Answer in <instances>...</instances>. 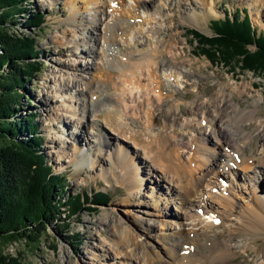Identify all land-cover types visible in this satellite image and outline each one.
Wrapping results in <instances>:
<instances>
[{"label":"bare ground","instance_id":"1","mask_svg":"<svg viewBox=\"0 0 264 264\" xmlns=\"http://www.w3.org/2000/svg\"><path fill=\"white\" fill-rule=\"evenodd\" d=\"M198 1L205 12H216L213 0ZM69 2L74 11L79 10L77 0ZM87 2L82 3L84 11ZM100 6L92 17H78L77 22L73 15L69 21L82 31L88 27L86 32L91 36H85L83 31L71 42L76 50L90 56L83 70L95 68L97 76L82 75L79 68V76L64 82L63 87L50 88L53 97H61V106L70 112L65 117L78 128L70 132L73 140L68 156L77 171L83 166L90 175L98 169L103 179L120 180L131 194L141 190L143 180L154 173L165 183V190L159 191L166 201L164 208L152 205L159 199L152 200L149 210H145L147 215L160 217L143 219L139 214L140 220L134 219L139 226L147 225L149 235L154 222L166 226L162 243L153 245L149 239L140 244L121 222L124 232L118 239L117 255L123 257L119 264H245L234 263V259L246 250V239L233 243V229H228L222 238L219 233L230 216H236V228L244 235L253 237L259 229L264 230V190L260 189L264 180V121L255 115L263 94L254 97V108L241 107L234 97L241 96L246 85L240 87L235 80L220 83L218 92L207 103L197 100L192 114L178 120L174 113L176 108L182 111L179 85L194 71L178 63L174 53L177 39L168 38L162 29L163 7L156 0H102ZM254 6L256 11L262 10L264 0H256ZM108 7L110 11H106ZM161 35L163 38H159ZM87 41L96 46L86 47ZM58 80L64 81L60 77ZM60 91L70 93V99L60 96ZM210 105L214 114L207 116L203 111L196 119V110ZM158 112L163 116L159 124L155 119ZM252 123L261 151L251 157L245 150L253 138L247 130ZM86 124L94 133L86 130L92 138L86 144L89 150L83 154L77 143L78 133L85 130ZM62 143L58 141V145ZM60 152L65 153L63 149ZM239 196L245 204L235 200ZM175 199L172 209L168 203ZM179 210L184 211L183 218L190 221V226L180 220ZM131 240L135 241L130 243ZM107 263L114 264L109 260ZM251 264H264V247Z\"/></svg>","mask_w":264,"mask_h":264},{"label":"rangeland","instance_id":"2","mask_svg":"<svg viewBox=\"0 0 264 264\" xmlns=\"http://www.w3.org/2000/svg\"><path fill=\"white\" fill-rule=\"evenodd\" d=\"M79 1L77 0V4L79 5L78 11H74L71 8L69 0L28 1L29 9L42 12L45 16V22L41 29L25 28L24 19L18 17L19 19L16 22L19 25L15 24L16 28L27 34L31 33L36 37V48L39 49L38 56L40 57L42 67L39 73L24 83V97L20 100V106L17 107L18 112L15 119H23V122H25L30 115L33 116V122L37 125L36 132H38V136L40 137L39 148L41 149V153L47 160V165L52 167L54 174L65 175L66 181L63 190L66 195L70 194L73 196L83 191L105 190L111 198L109 201L95 207L97 209L95 211L82 208L78 213H75V215L69 218L66 217L68 212L65 206H62L63 213L60 214V218L62 219L53 223H46L47 233L40 239L38 245L35 244L31 247H25L22 240L19 242L5 243L0 238V250L2 253L9 254L12 257L18 254L24 264H110L107 263V260L113 261L114 264H119L123 257L117 255L120 248V245L117 244L118 239L121 238L122 232H124L120 227L121 222L127 225V229L136 236V240L140 244L150 239L154 243L153 245H160L162 243L161 236L167 233L166 226H160L159 224L161 223L154 222L155 226L151 228L149 235L148 231H146V224L142 223L144 226L142 227L134 222V219L140 220L138 217L139 214L140 216L142 215L141 217L143 219L160 217L158 215L145 214V210H149L152 200L160 199L158 201L159 203L152 202V205H157L161 209L164 208L163 203H166L165 199H162L161 196L163 193L161 194L159 192L160 190H165V183H163L162 179L156 173L153 174V177H149L150 179L143 180L141 190L131 194L121 185L120 180L117 182H108L98 174V169L95 170L96 172L94 174L89 175L88 172L83 171V166L77 171V168L69 163V148L73 140L70 132L72 130L78 131V128H75L70 119L65 117L70 112L61 106V97L60 99L53 97L54 94L50 86L55 88L59 86L63 87L62 84L64 82H67V80L71 81L74 77L79 76L77 74L81 72L79 68L82 70V75H87L91 78L97 76L95 68L90 69L89 72L83 70L85 65L84 61L90 59V56L81 53L80 49L76 50L73 45L74 43L71 42L76 35L81 36L83 31L85 36H91V33L86 32L88 27H83L82 31L81 27H74L69 21L73 15L77 22L79 20L78 17H84L85 15L94 16L97 7H101L102 0H88L85 3V11L81 8L82 3L86 2V0L81 3ZM213 1L215 13L205 12L204 5L198 0H156L159 7H163V32L168 38L174 37L177 39L174 53L178 58V63L183 62L186 67L194 71V74L191 73L183 77L184 79L181 80L179 85V92L182 96L179 106L182 111L176 108L174 113L178 120L183 119L184 116L189 117L192 114L191 109L197 100L207 103L211 99V96L218 92L221 87L220 83L225 84L235 80L240 87L246 85L244 93L239 97H234L241 107L248 106V108H254L252 104L254 97L262 94V90H264L263 79L254 76L251 72H242L240 74L236 68L235 72H230L218 64L210 63L204 56H196L192 53L194 49L191 45L190 37L186 36L184 28H194L206 35H212L213 30H211L210 21L223 17L224 9L230 12H227V15H233L236 8L240 11L242 10L244 13L247 12L257 32H264V6L262 10L256 11L258 10L254 6L256 0ZM110 10L109 7L106 8V11ZM95 32L98 33V29ZM159 38H163V36L161 35ZM93 45L96 46V43L87 41L85 46L91 49ZM251 49L252 47L250 46L249 50ZM177 66L179 68V64ZM181 68L185 71L183 67ZM59 77L64 81L60 82L61 80H58ZM52 78L58 79L55 82ZM194 83L197 86L194 87ZM65 92L60 91L59 95L70 99L69 95L71 94ZM25 97H29V101L25 100ZM47 97L50 99L48 100ZM203 111L207 116L214 114L213 106H206L196 110L194 113L196 119L199 118ZM255 115L256 119L259 118L260 121H264V98L259 103ZM162 117V114L158 112L155 118L158 124L163 122ZM206 124L202 122L203 127ZM84 129L78 133L80 134V139L77 145L81 144L80 153L86 154L89 150L86 144L87 142H91L90 138H92L90 136L91 134L86 130H90L92 134L94 132L91 126L87 124ZM247 130L251 131L253 138L249 142V148L245 152L247 156L252 157L258 151H261L259 149L261 142L255 136L257 130L254 123L250 124ZM103 132L106 135L105 130ZM22 135L23 138L28 137L27 134L22 133ZM207 135L211 138L210 134ZM56 138L58 140L55 141ZM58 141H62L64 146L62 144L58 145ZM108 144V146H111V141H108ZM227 145L232 144L227 143ZM61 149L65 153H61ZM100 165L101 163L98 164V167ZM150 187L153 189L152 192H150ZM260 189L264 190V180L262 181ZM239 197L238 199L236 197L235 200L245 204L244 200H240L241 196ZM173 201L168 203V206L172 209L175 207L176 199ZM152 209L156 212L155 208ZM178 215H180V220L184 221L187 225L190 224L188 219L184 220L183 210H179ZM236 219V216L226 218V223L224 221L225 228L219 233V236L222 238L223 235L228 233V229H233V243H237L238 240L245 238L247 242L246 250L237 255L234 263L242 262L251 264L254 255L264 247V230L259 229L258 233L252 234L253 237L244 235L245 233L239 232L236 228ZM176 221L175 219L174 224H177ZM63 224H68L67 228L62 229ZM132 241L135 240H131L130 243ZM145 245L152 249L151 245ZM114 254H116V257H114ZM154 263L160 264L158 262Z\"/></svg>","mask_w":264,"mask_h":264},{"label":"trees","instance_id":"3","mask_svg":"<svg viewBox=\"0 0 264 264\" xmlns=\"http://www.w3.org/2000/svg\"><path fill=\"white\" fill-rule=\"evenodd\" d=\"M28 1L0 0V238L5 243L22 240L25 247L40 243L47 233L46 223L62 219V206L69 218L82 208L95 211L111 198L105 190L66 195L65 175L54 174L41 153L33 116L25 122L15 119L24 83L42 67L36 37L16 28L18 17L30 29H41L45 22L42 12L29 9ZM224 12L210 22L211 36L185 29L192 53L230 72L235 68L240 74L251 72L263 79L264 88V32H257L247 12L238 8L233 15ZM0 264L24 263L18 254L12 257L0 250Z\"/></svg>","mask_w":264,"mask_h":264}]
</instances>
